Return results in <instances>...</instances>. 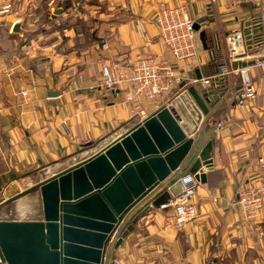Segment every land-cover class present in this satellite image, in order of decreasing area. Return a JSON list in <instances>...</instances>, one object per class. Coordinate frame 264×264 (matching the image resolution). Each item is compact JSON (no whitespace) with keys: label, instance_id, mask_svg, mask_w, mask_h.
Masks as SVG:
<instances>
[{"label":"crops","instance_id":"1","mask_svg":"<svg viewBox=\"0 0 264 264\" xmlns=\"http://www.w3.org/2000/svg\"><path fill=\"white\" fill-rule=\"evenodd\" d=\"M64 2L66 10L62 0H0V201L11 183L21 191L31 187L94 155L160 108L174 107L178 114H190L188 129H196L190 137L197 151L212 144V169L205 183L197 182L191 199L197 215L180 230L167 226L172 197L135 223L113 262L264 264V202L253 219L232 203L239 187L264 189L259 163L264 162V43L244 40L241 56L229 62L226 40L252 29L259 8L229 0H83L84 11L74 13L77 0ZM162 5H185L195 22L193 58L174 61L164 49L153 22ZM56 11L61 15L53 18ZM17 22L21 31L12 33ZM149 56L175 64L181 78L155 100L129 101L128 83L114 90L99 85L103 63L116 75ZM229 63L247 66L234 70ZM223 67L230 69L229 92L206 105L207 115L194 129L187 90L197 84L209 88ZM240 71L255 91L250 100L234 91ZM206 79L209 86L202 84ZM51 92L58 94L50 97ZM39 220L42 212L29 221Z\"/></svg>","mask_w":264,"mask_h":264},{"label":"water","instance_id":"2","mask_svg":"<svg viewBox=\"0 0 264 264\" xmlns=\"http://www.w3.org/2000/svg\"><path fill=\"white\" fill-rule=\"evenodd\" d=\"M250 22L253 28L242 31L244 40L259 46L261 29ZM20 24H14L11 32L20 33ZM230 66L237 70L247 64ZM211 80L209 88L199 89L197 84L187 90L193 101L188 109L196 114L194 129L201 115H207L206 105L213 106L229 92L226 74ZM234 91L242 93L241 84ZM190 118L174 107H162L70 168L22 191L11 183L0 211L38 191L42 220L0 219V264H113L114 251L135 223L151 209L167 206L182 191V177L205 183L212 169V144L197 151L190 137L196 129H188Z\"/></svg>","mask_w":264,"mask_h":264},{"label":"built area","instance_id":"3","mask_svg":"<svg viewBox=\"0 0 264 264\" xmlns=\"http://www.w3.org/2000/svg\"><path fill=\"white\" fill-rule=\"evenodd\" d=\"M232 5L250 3L259 8L257 17L253 19L255 26L261 29V42L264 43V9H262L263 0H229ZM158 29L159 39L166 51L174 61H185L195 56V22L188 16L185 5L177 7H167L162 5L157 10L154 20ZM243 32H234L227 36L229 62H234L241 56L244 44ZM103 48H105L103 46ZM240 55V56H239ZM177 63V62H176ZM114 65L113 68H118ZM175 64L163 58L149 56L133 62L126 72L121 70L113 75L110 65L103 63L100 66V76L98 83L100 86L114 90L122 83H128L130 93L127 99L130 101L135 98L144 100H155L157 97L166 93L173 84L180 82V77L175 73ZM230 73V69L223 67L220 69V76ZM242 98L250 100L255 96L250 81L243 71L241 72ZM203 86H209L210 80L202 81ZM22 94H25L24 92ZM143 111L138 113L143 116ZM145 118V117H143ZM222 125L219 124L218 127ZM260 165L264 162L259 159ZM182 191L176 196V199L170 204L172 214L166 219V225L172 226L176 230L182 229L186 224L195 219L197 210L195 204L191 201L195 192L197 182L192 176H184L180 179ZM264 202V189L261 187H248L235 192L233 204H238L244 210L247 218L258 217ZM113 264H120L114 261Z\"/></svg>","mask_w":264,"mask_h":264},{"label":"rangeland","instance_id":"4","mask_svg":"<svg viewBox=\"0 0 264 264\" xmlns=\"http://www.w3.org/2000/svg\"><path fill=\"white\" fill-rule=\"evenodd\" d=\"M64 1L65 0H62L63 10H66L68 8L67 6L69 5L65 6L66 2ZM82 2L83 0H77V3H76L77 5L72 8L71 12H74L75 9L78 11H84ZM88 3H90V1ZM93 10H96V9L93 8ZM100 10L101 9H99V11ZM74 13H76V11ZM60 15H61V11L59 12V14L52 13L53 18L60 16ZM54 26H56V24H54ZM80 27L83 28V26H80ZM27 188L29 187L24 186L22 190H25ZM3 209H4L3 211H0V217L3 220L27 221V220L39 218L42 212L39 192L33 191L27 194L26 196H24L23 198H21L20 200L13 202V204H11L10 206L8 207L5 206Z\"/></svg>","mask_w":264,"mask_h":264}]
</instances>
